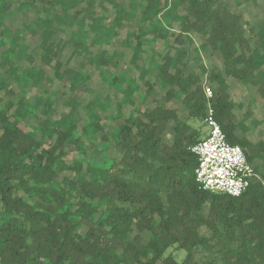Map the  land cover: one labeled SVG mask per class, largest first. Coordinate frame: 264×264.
Wrapping results in <instances>:
<instances>
[{
	"label": "trees",
	"instance_id": "16d2710c",
	"mask_svg": "<svg viewBox=\"0 0 264 264\" xmlns=\"http://www.w3.org/2000/svg\"><path fill=\"white\" fill-rule=\"evenodd\" d=\"M15 1V11L35 10L32 25L41 36V60L54 77L33 65L34 56L19 41L21 31L6 27ZM97 1L0 0V91H5V97L0 95V264H264V182H252L240 196L202 188L191 146L206 131L167 107L170 100H180L188 120L204 121L202 77L207 75L216 86L211 101L218 122L228 141L240 145L254 166L264 155V141L254 143L237 133L249 130L245 120L252 111L236 123L243 107L231 100L227 77L257 88L264 98V21L251 25L247 35L243 16L221 0H128L127 5L107 0L113 7L108 16L97 15L95 9L88 13L83 6L88 2L93 7ZM139 15L137 29L123 41L133 47L131 62L137 65L142 59L149 35L169 41L174 50L151 69L163 100L151 109L135 107L109 131L98 111L107 109L102 99L83 104L67 97L66 114L52 124L39 118V126L30 129L41 108L45 114L54 112L44 82L66 78L76 93L91 78L85 70H61L68 46L59 34L62 25L84 27L90 21L89 45H110L123 25ZM175 19L180 21L178 33L168 26ZM191 32L206 37L202 48L219 52L223 72L209 69L198 55L199 71H185L189 51L182 45ZM84 45L85 39H77L70 58L86 52ZM24 57L30 65L21 69L18 61ZM115 57V52L108 55L102 49L90 62L97 64L106 84L122 93L117 104L121 116L122 106L134 102L138 85L126 73H109L119 67ZM147 84L146 95L151 88ZM27 87L44 92L34 100L18 95V89ZM82 111L88 121L77 135ZM171 121L175 124L168 143L164 133ZM99 138L102 145L96 143ZM74 152L80 156L68 160ZM170 248L184 250V258L168 253Z\"/></svg>",
	"mask_w": 264,
	"mask_h": 264
},
{
	"label": "rangeland",
	"instance_id": "374dc122",
	"mask_svg": "<svg viewBox=\"0 0 264 264\" xmlns=\"http://www.w3.org/2000/svg\"><path fill=\"white\" fill-rule=\"evenodd\" d=\"M125 4H128V0H124ZM221 2L232 12L239 13L243 16L245 26L247 29V35H250L248 32L249 27L255 26L264 21V0H221ZM19 2L15 1L11 5L9 12L12 14L9 18L6 19V27L11 32L21 31L20 43L26 47V53L31 54L35 58V62L33 65L37 67L38 70L45 69L54 77V72L51 68L43 63L41 60L42 46H41V36L38 28L33 26V21L36 17L35 10L32 8H27L20 11H15V7ZM88 2L83 3V6L87 8V12L90 13L92 9H95L97 15L108 16L111 12H113V7L111 3L107 0L104 2H100L99 0L93 7L88 6ZM141 15V13H139ZM180 14H184L183 11ZM43 15V14H42ZM139 17L131 22L130 24H125L120 29L118 36L113 40L110 45H100V46H91L89 45L90 38L93 36L92 32H88L90 21H86L84 27L74 24L72 26H68L66 24L62 25V31H60V35H62L63 39L67 40L68 46L65 48L63 53V67L62 71L67 69L68 67H73L79 70L87 71L91 78L88 83L81 87L76 93H71L69 89V83L67 79H57L55 78L52 83L44 82L48 87V93L51 96L54 112L50 114H45L44 110L41 108L40 115L38 118H33L32 124H30L29 128L31 129L34 125L39 126L41 123L40 120H48L50 123L60 119L64 114H66L69 110V106L66 104L67 97L78 98L81 99L83 104H86L88 101L94 99L95 97H99L102 101L105 102L107 109L105 111L98 110L102 116V121L106 130H113L115 125L119 122L123 121L125 117L129 115L131 111L135 109V107H139L142 110L151 109L158 102L162 101L163 94L158 84L155 82V73L151 72L153 64L156 62H161L163 56L168 52V50L174 52L170 48L169 41H163L161 39H155L152 35L148 36V42L145 45V52L142 54V59L138 61V64L141 67H137V65L131 62L133 47L125 46L123 41L127 37V33L131 30L137 29L138 19ZM44 16V15H43ZM168 26L171 27V31L173 33H178L180 30V21L175 19L172 23H169ZM1 34V33H0ZM186 36V35H185ZM1 37V35H0ZM88 37V38H86ZM189 37V38H188ZM186 39V42L182 45L186 49H188V58L187 64L188 66L185 68V71H189L197 67L198 60H196V56H200L203 63L207 66L212 67L214 65L216 69L220 72L224 71V63L219 52L212 50L210 47L204 49L202 48V44L206 42V37L200 35L196 32H191L190 35ZM252 37L256 38V34ZM83 38L85 39V49L82 55L74 56L70 58V55L73 51L74 43L77 39ZM172 39V37H170ZM174 38V37H173ZM102 49H107L108 55H112L114 52L116 53L115 62L119 65L118 68H110V72L116 73H126L129 77L133 78L138 85V89L135 91L132 96L133 103H127L122 106L121 116L118 115L117 104L122 98V93L117 92L114 88L110 87L106 84L102 78V72L98 68L97 64H93L90 62V56L98 54ZM21 69L30 65V62L26 57L18 61ZM2 67L0 66V73H2ZM227 81L229 83H233L232 92L233 98L237 100L242 107L248 105L250 110H252V114L256 115V123L257 130H255V134L251 137L253 141H258L261 138H264V108L260 106V102L256 89L253 86H246L244 83L234 79L233 77H227ZM151 85L150 94L146 95L148 90V84ZM15 87L17 89V83L15 82ZM207 86L212 87L213 91L216 86L211 84L209 81L206 82ZM18 95H25L28 99L34 100L37 95H40L44 90L42 88L35 87H27L25 91L17 90ZM0 95L5 97V91L1 90ZM256 97V98H255ZM249 101V102H248ZM253 102V103H252ZM245 103V104H244ZM169 105L172 107H176L179 111L180 119L182 121H188L193 127H201L202 130H206L205 123L203 120H188L187 112L180 100L173 99L169 102ZM250 105V106H249ZM253 116V115H251ZM40 118V120H39ZM260 119V120H259ZM88 121V118L84 111L79 115V129L77 130V135H81L82 127ZM52 124V123H51ZM175 122L171 121L167 131L164 133V140L168 143L171 142L172 134H173V126ZM97 145H102L103 142L99 138L96 141ZM91 149V148H90ZM89 149V150H90ZM110 154H114L117 157L121 156V153L118 151H114L110 149ZM77 153H71L68 157V160H73L74 158L79 157ZM254 166L258 167L256 172L259 177L258 180L264 182V155L262 158H258L254 163ZM71 176H75L73 172L69 173ZM208 205L205 208V212H207ZM203 234L210 235V231L206 228L201 229ZM168 253L174 254L179 260H182L185 256L184 250H176L175 248H170ZM157 264H162L159 261Z\"/></svg>",
	"mask_w": 264,
	"mask_h": 264
},
{
	"label": "built area",
	"instance_id": "2783aa9c",
	"mask_svg": "<svg viewBox=\"0 0 264 264\" xmlns=\"http://www.w3.org/2000/svg\"><path fill=\"white\" fill-rule=\"evenodd\" d=\"M203 87L207 97L204 116L206 134L191 146V151L198 157L196 181L206 190L240 196L252 182L258 180L259 175L243 148L228 141L211 101L214 91L206 84Z\"/></svg>",
	"mask_w": 264,
	"mask_h": 264
},
{
	"label": "crops",
	"instance_id": "0c3cea01",
	"mask_svg": "<svg viewBox=\"0 0 264 264\" xmlns=\"http://www.w3.org/2000/svg\"><path fill=\"white\" fill-rule=\"evenodd\" d=\"M203 63V62H202ZM205 64V63H204ZM206 65V64H205ZM207 66V65H206ZM209 69L210 68H212V67H215L214 65H212V67H209V66H207ZM216 68V67H215ZM194 70L195 71H199V68H198V65H197V67H194ZM235 79V78H234ZM237 80V79H236ZM207 81H209L208 80V76L207 75H204L203 77H202V83H203V85H205L206 84V82ZM239 81V80H238ZM228 82V81H227ZM228 84H229V94H230V98H231V100H234L235 102H237V100L236 99H234L233 98V92H232V86H233V83L231 82V83H229L228 82ZM214 86H215V84H213ZM256 93L258 94L257 95V97H258V99H259V101H257V102H260V106H262V108H264V98H262L260 95H259V93H258V91H257V89H256ZM256 98V97H255ZM173 100V99H172ZM169 102H171V100L169 101ZM169 102L167 103V107H169V108H176V107H172L171 105H169ZM249 102V101H248ZM238 103V102H237ZM253 103V102H252ZM245 104V103H244ZM250 106V105H249ZM250 108L252 109V107H248V105H246L245 104V106L241 109V110H238L237 111V116H236V123H238V122H240L242 119H243V115H244V112L245 111H247V110H250ZM252 111V110H251ZM179 112V111H178ZM251 115H253V116H249L246 120H245V127H247V128H249V130H247V132H243L242 131V129L240 128V129H238L237 130V133L239 134V136H246L247 138H249L252 142H254V143H257L258 141H260V140H263L264 141V138H261V139H259L258 141H253V139H251V137L255 134V130H257L258 128H257V124L259 123H256L257 121H256V115H254V114H251ZM260 120V119H259ZM205 127H206V125H205ZM246 128V129H247ZM206 131V130H205ZM264 170V169H263Z\"/></svg>",
	"mask_w": 264,
	"mask_h": 264
}]
</instances>
